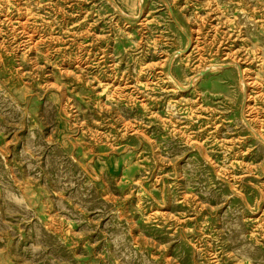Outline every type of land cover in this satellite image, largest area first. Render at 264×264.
<instances>
[{"label": "rangeland", "instance_id": "1", "mask_svg": "<svg viewBox=\"0 0 264 264\" xmlns=\"http://www.w3.org/2000/svg\"><path fill=\"white\" fill-rule=\"evenodd\" d=\"M0 15V264H264V0Z\"/></svg>", "mask_w": 264, "mask_h": 264}, {"label": "bare ground", "instance_id": "2", "mask_svg": "<svg viewBox=\"0 0 264 264\" xmlns=\"http://www.w3.org/2000/svg\"><path fill=\"white\" fill-rule=\"evenodd\" d=\"M1 16V15H0ZM264 141V140H263Z\"/></svg>", "mask_w": 264, "mask_h": 264}]
</instances>
